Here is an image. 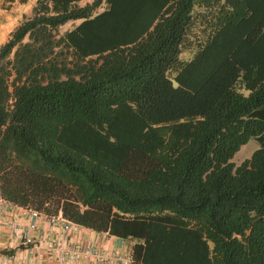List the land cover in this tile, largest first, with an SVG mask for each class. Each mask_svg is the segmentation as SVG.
I'll list each match as a JSON object with an SVG mask.
<instances>
[{
    "label": "trees",
    "instance_id": "1",
    "mask_svg": "<svg viewBox=\"0 0 264 264\" xmlns=\"http://www.w3.org/2000/svg\"><path fill=\"white\" fill-rule=\"evenodd\" d=\"M79 1L0 46V198L129 264H264V0Z\"/></svg>",
    "mask_w": 264,
    "mask_h": 264
},
{
    "label": "crops",
    "instance_id": "2",
    "mask_svg": "<svg viewBox=\"0 0 264 264\" xmlns=\"http://www.w3.org/2000/svg\"><path fill=\"white\" fill-rule=\"evenodd\" d=\"M9 221H15L24 233L33 239V244L22 246L13 239L7 226ZM57 238V229L49 230L45 220L29 217L21 207L13 208L0 219V264H58L48 248ZM70 240L72 246L76 244L83 247L95 243L104 251L120 255L129 243L132 244L130 241H124V245H121V240L83 227H80L78 233L72 235ZM5 257H10V260L4 261ZM90 260H80L75 264H92Z\"/></svg>",
    "mask_w": 264,
    "mask_h": 264
},
{
    "label": "built area",
    "instance_id": "3",
    "mask_svg": "<svg viewBox=\"0 0 264 264\" xmlns=\"http://www.w3.org/2000/svg\"><path fill=\"white\" fill-rule=\"evenodd\" d=\"M16 207L18 206L0 198V219L3 214ZM22 209H24L31 218L45 220L49 230L57 229L58 238L55 239L54 243L48 248L51 254L54 255L58 264H75L80 260L88 261L89 259H91L90 261L92 264H129L130 243L126 246V249L124 248L122 255L104 251L95 243H89L83 247L76 244L72 246V242H70L71 236L78 233L80 226L63 219L59 213L57 215H45L29 208ZM7 226L12 238L20 245L29 246L33 244V239L27 236L15 221H9ZM120 244L124 245V241L121 240ZM37 247L38 246H36V248ZM9 260L10 257L4 258V261Z\"/></svg>",
    "mask_w": 264,
    "mask_h": 264
},
{
    "label": "rangeland",
    "instance_id": "4",
    "mask_svg": "<svg viewBox=\"0 0 264 264\" xmlns=\"http://www.w3.org/2000/svg\"><path fill=\"white\" fill-rule=\"evenodd\" d=\"M93 0H80L78 6L91 3ZM35 0H27L21 4L18 0L8 3L6 0H0V46L6 42L12 30L24 19L31 16V9ZM105 9V5L101 4L95 12H100ZM80 21H71L65 23L58 29V34L70 30L72 27L79 24ZM258 148L254 140H249L245 145L241 146L239 150L233 155L230 162L237 166L243 160L248 159L251 153Z\"/></svg>",
    "mask_w": 264,
    "mask_h": 264
}]
</instances>
